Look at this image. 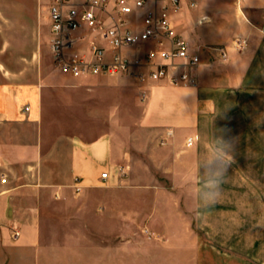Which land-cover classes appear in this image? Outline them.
<instances>
[{
    "label": "rangeland",
    "instance_id": "374dc122",
    "mask_svg": "<svg viewBox=\"0 0 264 264\" xmlns=\"http://www.w3.org/2000/svg\"><path fill=\"white\" fill-rule=\"evenodd\" d=\"M47 4L0 0V81L54 68ZM88 76L46 95L47 142L112 126L131 161L117 167L118 182L89 190L76 191L73 176L43 210L39 245L1 246V264H264V90L221 93L195 144L176 151L141 127L144 102L128 76ZM214 153L225 163L209 206L201 165Z\"/></svg>",
    "mask_w": 264,
    "mask_h": 264
},
{
    "label": "crops",
    "instance_id": "0c3cea01",
    "mask_svg": "<svg viewBox=\"0 0 264 264\" xmlns=\"http://www.w3.org/2000/svg\"><path fill=\"white\" fill-rule=\"evenodd\" d=\"M162 1L145 0L129 17L138 23L145 11ZM109 2L108 14L116 16L114 0ZM169 18L199 57L193 72L195 84L172 86L151 79L138 81L126 73L117 75L128 76L142 97L141 127L160 132L163 143L176 144V151L190 150L201 118L213 112L221 93L264 90V0H196L194 6L190 0H180L177 8H170ZM74 35L77 40L68 52L87 58L91 41L104 48L106 60L116 52L134 60L152 48L139 44L114 49L97 30L87 27ZM220 49L225 50L224 56ZM53 67L40 66L38 77L31 80L0 81V175L6 176V182H0V247L39 245L43 210L63 197L73 176L80 180L82 190H89L100 184L103 171L108 181L118 182L117 167L131 161L130 147L128 152L117 146L112 126L91 139L73 133L47 142L46 95L54 89L76 87L85 79ZM194 135L197 138L188 145L187 138Z\"/></svg>",
    "mask_w": 264,
    "mask_h": 264
},
{
    "label": "built area",
    "instance_id": "2783aa9c",
    "mask_svg": "<svg viewBox=\"0 0 264 264\" xmlns=\"http://www.w3.org/2000/svg\"><path fill=\"white\" fill-rule=\"evenodd\" d=\"M144 3L145 0H114L112 7L116 16H111L108 14L109 0H48V47L54 65L73 77L126 73L138 81L151 79L172 86L195 84L193 72L199 57L189 50L169 18L170 8H177L180 0H163L161 5L155 4L137 23L129 16ZM195 4L196 0H190L191 6ZM103 14H108L107 19ZM82 27L100 30L114 49L139 44H149L152 48L134 60L118 52L111 60H106L104 48L95 41H91L89 58L75 51L68 52L77 40L75 31ZM236 44L241 45V42L237 40ZM220 50L224 56L225 50ZM27 109V106L23 108ZM196 138L197 135L189 136L186 143L190 145ZM108 177L107 171L100 173L101 181H107ZM0 182H6L4 173L0 175ZM74 187L76 191L82 188L77 177Z\"/></svg>",
    "mask_w": 264,
    "mask_h": 264
},
{
    "label": "clouds",
    "instance_id": "9594fccd",
    "mask_svg": "<svg viewBox=\"0 0 264 264\" xmlns=\"http://www.w3.org/2000/svg\"><path fill=\"white\" fill-rule=\"evenodd\" d=\"M224 163V157L221 154L214 153L201 165L204 168V175L209 177V183L205 184L201 193V199L206 201L209 206H214L219 195V186L213 182V178L220 175Z\"/></svg>",
    "mask_w": 264,
    "mask_h": 264
}]
</instances>
